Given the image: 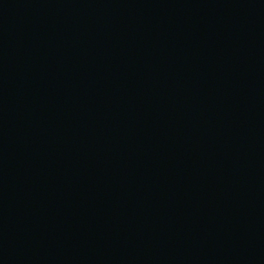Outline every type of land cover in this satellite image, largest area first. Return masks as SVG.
I'll return each instance as SVG.
<instances>
[{"label":"water","instance_id":"95a60500","mask_svg":"<svg viewBox=\"0 0 264 264\" xmlns=\"http://www.w3.org/2000/svg\"><path fill=\"white\" fill-rule=\"evenodd\" d=\"M0 264H264V0H0Z\"/></svg>","mask_w":264,"mask_h":264}]
</instances>
